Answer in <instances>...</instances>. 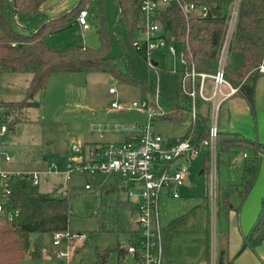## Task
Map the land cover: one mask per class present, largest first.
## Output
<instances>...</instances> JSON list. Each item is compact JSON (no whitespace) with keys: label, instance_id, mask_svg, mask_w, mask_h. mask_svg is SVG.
<instances>
[{"label":"rangeland","instance_id":"374dc122","mask_svg":"<svg viewBox=\"0 0 264 264\" xmlns=\"http://www.w3.org/2000/svg\"><path fill=\"white\" fill-rule=\"evenodd\" d=\"M75 1L77 0H52L54 6L51 11L64 4L66 6L62 9L65 10ZM101 1L106 19L109 58L114 59L118 68L125 72L121 48L112 33L119 16L118 5L114 0ZM83 11L88 13V30L83 31L77 22L72 23L60 33L47 35L44 38L45 45L56 51H62L69 45L98 47L96 31L99 25V7L94 4ZM59 13L60 10L55 11L53 16H58ZM8 17L15 26L11 14ZM15 28L20 31L18 27ZM151 57L159 62V68L167 69L171 63L170 58L163 59L157 53H152ZM62 76L66 77H52L45 90L36 94L34 102L39 103V106L23 110L22 122L14 134H9L4 146L11 162L3 163L2 168L10 174L41 173L39 185L30 184V191L50 193L62 198L69 196L71 215L68 233L79 234L80 240L77 239L72 244L73 253L70 260L66 261L56 257L51 234H35L31 240L39 246L41 257L26 258L20 264H96L97 250L110 251L107 264H119L115 250L119 243L125 241V232L132 230L135 225V216L131 214L137 207L135 198L127 197L123 188L124 180L115 175L73 174L67 178L65 171L68 162L79 157L73 152V145L78 146L80 143L86 146L90 145L88 142L98 140L121 141L131 130L140 129L136 125L144 126L147 123L145 114L136 113L134 110H112V101L131 103L143 98L149 101L152 95L114 80L105 73ZM29 78L27 74L0 75V115L4 116L3 119H12L13 110L15 111L5 107L4 103L9 105L11 102H21L25 97ZM110 88L115 89V95L109 94ZM160 105L167 107V100L162 97ZM91 106L94 112L99 111L100 118L88 116L87 109ZM189 124L190 119L183 116L175 122L158 121L153 130L164 139H180L184 137ZM227 124L228 112L226 105H223L218 118L219 131H228ZM231 125L238 127L241 135L245 137L258 141L264 139V119L260 116L253 119L249 111L241 112L237 118L231 117ZM197 127L202 128L200 122ZM101 136L103 139H100ZM244 153L251 156V152L244 149L229 155L222 154L220 163L216 158L213 171L209 156L207 155L208 165L204 168L206 154L199 152L189 163L183 165L187 171L184 185L178 190L181 198L168 197L165 191L160 193L157 206L162 226H168L176 218H186L185 225L173 235L170 242L174 264H205L207 254L208 264H226L223 231L227 234L228 220L225 213L228 209L222 204L221 192L241 183ZM48 169L55 173H48ZM203 169L205 171L199 175ZM210 175L215 176L214 182ZM190 185L193 188L189 190ZM211 187L215 190L213 198ZM229 201L230 204L234 203L235 208L239 206L240 199L235 190L230 193ZM207 220L208 232L205 231ZM59 248L65 250L63 245Z\"/></svg>","mask_w":264,"mask_h":264},{"label":"trees","instance_id":"16d2710c","mask_svg":"<svg viewBox=\"0 0 264 264\" xmlns=\"http://www.w3.org/2000/svg\"><path fill=\"white\" fill-rule=\"evenodd\" d=\"M47 1L0 0V75L30 76L24 99L21 102L8 103L9 105L4 103L5 107L15 109L12 119H2V122L8 125L10 134H14L22 122L23 110L39 106V103L34 102V98L36 94L45 90L53 74L105 73L114 80L141 89L152 96L158 89L160 96L167 100L168 106L172 109L171 113L169 110L170 114L160 119L169 122L182 119L183 112L189 105V98L180 90L182 71L172 73L168 69L149 67L145 50L137 49L133 45L138 16L136 0H114L118 5L119 16L112 33L120 45L125 72L118 68L114 59L109 58L110 48L101 0H77L58 16L48 14L44 8ZM192 1L208 7V15L205 18L194 16L185 21L181 14L172 8L163 13L161 25L167 42H183L187 38L192 55L190 61L197 73L213 75L217 70L218 55L226 35L232 0ZM94 4L99 7L97 13L99 25L96 31L98 47L69 45L62 51H56L45 45L44 38L47 35L66 30L76 22L83 9L91 8ZM9 14L15 26L10 22ZM262 63H264V0H240L226 48L224 75L230 85L237 89L232 97L242 99L246 103L253 119L256 117V83L264 77V74L259 72ZM204 125L207 127L205 120ZM190 131L189 127L188 137ZM205 134V130L199 133L195 142L203 140ZM241 149L251 152V156L244 158L241 183L221 192L222 204L227 206L228 210L230 193L233 190L237 192L240 199L239 206L235 208L237 213L259 176L264 145L241 134L219 131L216 156L218 163L221 162L222 154L229 155ZM207 165L208 158L204 155V168ZM29 186V175L19 174L10 177L8 194L0 191V264H20L26 258H40L41 250L37 244L32 243V235L68 232L71 215L69 196L62 198L50 193L30 191ZM185 223L186 218L179 217L172 220L164 230L166 264H173L169 251L170 242ZM206 231L208 232V225ZM263 240L264 197L257 220L243 238L236 256L247 248L254 249ZM226 248L225 236L224 249ZM109 256L110 251L97 250L96 264H107ZM236 256L226 258V264H233Z\"/></svg>","mask_w":264,"mask_h":264},{"label":"built area","instance_id":"2783aa9c","mask_svg":"<svg viewBox=\"0 0 264 264\" xmlns=\"http://www.w3.org/2000/svg\"><path fill=\"white\" fill-rule=\"evenodd\" d=\"M138 2V16L135 27L134 43L137 49H144L146 62L149 67L159 62L151 57L157 53L161 58H170L167 69L172 73L182 71L180 81L181 93L189 98L188 117L190 119V136L170 144L153 130L154 120L168 115V109L160 105V93L155 90L149 101L145 99L131 103L112 102L111 109L117 111H137L147 115V123L140 129L134 142L111 143L97 148H91L86 154L81 146L73 145L72 149L79 157L71 159L65 175L70 178L73 174L109 175L115 174L124 180H130L139 189L138 204L134 209L135 225L129 231L127 240L119 243L116 257L119 264H166L163 227L160 225L157 202L162 191H166L172 198H180L178 192L184 185L186 167L197 153L209 156L211 169L216 167L217 139L219 135L218 118L223 103L236 94L224 75L226 48L237 17L240 0H233L226 35L218 55L217 70L213 75L197 73L190 61L191 52L187 38L182 42H167L161 25L163 13L169 9H176L188 21L197 16L205 18L208 15L206 5L196 4L192 0H136ZM88 13L81 11L76 19L83 31L89 29ZM259 72L264 74V63L259 66ZM210 88L208 91L207 82ZM115 89L110 88L109 94L114 95ZM199 104H206L205 112ZM0 115V191L8 194L7 186L10 174L3 170V163H10L11 158L4 149L7 136L10 134L8 125L2 122ZM205 120V138L197 140L198 122ZM246 157V155H244ZM210 169V170H211ZM48 173L55 171L48 169ZM28 174V173H27ZM29 183L38 186L41 173H29ZM211 181H215V176ZM88 189V187H86ZM214 188L211 187L213 198ZM129 196L134 193L128 191ZM212 201V199H211ZM1 210V206H0ZM52 246L56 257L69 261L73 253L72 244L80 240L79 234L56 233L52 235ZM64 246L65 250L59 248ZM76 245V244H75Z\"/></svg>","mask_w":264,"mask_h":264},{"label":"crops","instance_id":"0c3cea01","mask_svg":"<svg viewBox=\"0 0 264 264\" xmlns=\"http://www.w3.org/2000/svg\"><path fill=\"white\" fill-rule=\"evenodd\" d=\"M53 6H54V4H53L52 0H48L44 5V8L48 11V14L50 16H53V13H55V11L58 12L60 10V13H61L63 10L62 8L65 7L66 5L64 4L61 7H59L58 9L51 11ZM55 75H61V76H55ZM62 75H74V74H53L50 77V79H52V77H56L54 79H62L60 77H66V76H62ZM50 79H49V81H50ZM207 88L209 91V88H210L209 81L207 82ZM110 95H112V94H110ZM112 102H114V101H112ZM0 104H2V103H0ZM223 105H226V109L228 112V124H227L228 125V128H227L228 131H224V132L242 134V133H240V130L238 129V127L235 128L233 125H231V117L237 118L238 114H240L241 112L247 113L248 107H247L246 103L242 99L231 97L228 100H226L223 103ZM166 108L168 109V112H169V110H170V113L172 112V109L169 106H167ZM205 109H207V105L202 104L201 105V111L205 112ZM112 110H114V109H112ZM187 110L183 112V116L188 117ZM255 110H256V117L260 116L261 119L263 120L264 119V77H261L260 80H258L256 83ZM114 111H117V110H114ZM87 112L89 113L88 116H92V117H94V119L100 118L99 111L97 110L98 113L94 112V109L92 108V106L87 109ZM122 112H125V111H122ZM135 112L139 113V114H143V115L145 114L142 112H137V111H135ZM146 117H147V115H146ZM96 120H98V119H96ZM158 121H167V120H161V119L154 120L153 127H154L155 123ZM167 122H169V121H167ZM136 126L140 127V129H141L143 124L140 126L139 125H136ZM201 126H202V128L198 129V134L204 132V130H205L204 120L202 121ZM189 127H190V125H188L186 133H185L183 138L188 137L187 133H188ZM139 130H134V129L131 130L130 134L126 135L123 138V140H121V141L108 142V141L98 140V141H90L87 143L90 145H86V146H83L82 144L79 143L78 146H81L83 151H84V154H86L91 148H97V147H100L101 145H106V144H111V143H123V142H128V140L136 141L137 136L139 134ZM8 136H7V138H8ZM183 138H180V139H171V138L164 139L163 138V139L168 141L170 144H173V142H175L177 140H181ZM195 138H196V135H195ZM246 138H248V137H246ZM100 139H103V136H101ZM249 139H251V138H249ZM254 140H256L258 143L264 145V139H260L261 142L258 141L257 139H254ZM5 145H6V141H5ZM244 155H246V154L245 153L243 154V157H242L243 159L248 156V155H246V157H244ZM202 173H203V170L199 173V175H202ZM82 175H85V174H82ZM112 175H115V174H112ZM90 176H92V175H90ZM115 176H117V175H115ZM259 177H260V179H259ZM117 178L121 179L122 181L124 180L119 176H117ZM123 182H124L123 188L126 190L127 197H134L137 204H138L139 198H138L137 194L139 193V189L137 187H135L133 182L130 180H124ZM130 182H132V187H130ZM192 188H193V186L190 185L189 190ZM135 190L138 192L134 193L133 191H135ZM128 191L129 192L132 191L134 194L132 196H129ZM166 194H167V192H166ZM263 194H264V157L262 158L261 163H260V171H259V176L257 178V181H256L254 187L251 189L250 193L248 194L246 200L244 201L239 213H237L235 211L234 203L230 204V208L226 212V220H228V228H227V234L224 230L223 235L226 236V239H227V248L225 249L227 259L228 258L231 259V258L236 256V254L238 253V251L241 248L243 238L245 236H247V234L249 233V231L251 230V228L255 224L257 217H258V214L261 210V201L264 197ZM167 196L170 197L168 194H167ZM180 198H181V196H180ZM134 209L131 212L132 215L134 213ZM160 225H161V223H160ZM207 225H208V220H207ZM162 227H163V235H164V230L167 226L166 227L162 226ZM205 231H206V229H205ZM33 236L34 235L31 236V239ZM124 236H125V240H127V238L129 237V231L125 232ZM33 244H36V243H33ZM169 251H170V249H169ZM170 257H171V260L174 264V260H173V257L171 255V252H170ZM205 264H208L207 260H206ZM233 264H264V240L260 244H258L254 249L247 248L243 252H241L239 255H237L233 261Z\"/></svg>","mask_w":264,"mask_h":264},{"label":"water","instance_id":"95a60500","mask_svg":"<svg viewBox=\"0 0 264 264\" xmlns=\"http://www.w3.org/2000/svg\"><path fill=\"white\" fill-rule=\"evenodd\" d=\"M154 67H157V63H152Z\"/></svg>","mask_w":264,"mask_h":264}]
</instances>
